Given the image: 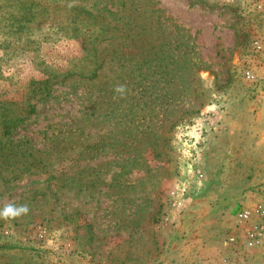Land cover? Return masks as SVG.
I'll return each mask as SVG.
<instances>
[{
  "label": "rangeland",
  "instance_id": "obj_1",
  "mask_svg": "<svg viewBox=\"0 0 264 264\" xmlns=\"http://www.w3.org/2000/svg\"><path fill=\"white\" fill-rule=\"evenodd\" d=\"M108 1L132 41L84 49L101 4L0 0V264H264V0Z\"/></svg>",
  "mask_w": 264,
  "mask_h": 264
},
{
  "label": "trees",
  "instance_id": "obj_2",
  "mask_svg": "<svg viewBox=\"0 0 264 264\" xmlns=\"http://www.w3.org/2000/svg\"><path fill=\"white\" fill-rule=\"evenodd\" d=\"M87 1H91L92 3L96 4V5H102V7L100 9H98L97 11L98 12H95L96 14L95 17H93L94 19H96L95 22H88L86 21V25L87 26H91V27H94V30L92 31H82L81 32V36L82 37H78L80 38L81 40V43H82V46L83 48L85 49L84 45L85 46H89V44H91V40L93 41H99V40H106V41H112V40H116L117 38H120V39H123L124 41H127V39H130L129 42L132 41V38H131V34H132V30L131 28H126L127 25H129V18L130 16L127 15V20L125 22H122V17L118 15H116V13L114 11H106V14H102V10H105V5L107 3H109L108 0H106L105 2H103V0H46V9L48 8L49 5L51 4H55L53 6H58L59 4H62L64 3L65 7L67 10H70V11H85V5L84 3H86ZM56 2V3H55ZM58 3V4H57ZM91 15V14H90ZM108 15L110 17H108ZM114 15H116V22L115 23H121V25H112V22L109 21V19ZM17 21V26L18 28L21 30V32L23 34L26 33V31L29 30V24L33 23L34 20H32V18H28L27 15L25 16H20L16 19ZM114 21V20H113ZM85 25V26H86ZM82 28H85L84 26H82ZM86 29V28H85ZM73 32H76L78 33V31H80V29L77 27V28H72L71 29ZM120 32L121 35L118 36L117 33ZM106 38V39H105ZM124 45L126 47H130V44L129 43H118V45ZM124 46H121V47H124ZM143 47L145 46H142V49ZM91 50H92V57H93V60L88 63L89 66H90V77L91 78H94L96 77V72L98 71V69L100 68V65L97 66V63H96V50H95V47H91ZM121 58H124V54H121ZM126 59V58H125ZM80 71L77 72V73H72V74H69L70 77L73 76H77V77H82L83 79H85V72H88L87 69H86V66H80ZM87 79H90V78H87ZM30 108V107H29ZM33 108V106H32ZM30 111L29 112H32L34 110L33 109H29ZM2 114H1V124L2 126H0V130L3 132H5L6 134L5 135H8L10 133H12L14 130H15V126L17 125V122H21L23 121V118H26V117H23V114H25V111H22L23 113L21 112H16L15 110H11V109H6V108H3L2 110Z\"/></svg>",
  "mask_w": 264,
  "mask_h": 264
},
{
  "label": "built area",
  "instance_id": "obj_3",
  "mask_svg": "<svg viewBox=\"0 0 264 264\" xmlns=\"http://www.w3.org/2000/svg\"><path fill=\"white\" fill-rule=\"evenodd\" d=\"M256 217L258 222L249 226L243 233L244 243L248 247H258L264 244V201L251 210H244L238 214V220L242 223H250ZM228 244H236L237 238L230 236Z\"/></svg>",
  "mask_w": 264,
  "mask_h": 264
},
{
  "label": "clouds",
  "instance_id": "obj_4",
  "mask_svg": "<svg viewBox=\"0 0 264 264\" xmlns=\"http://www.w3.org/2000/svg\"><path fill=\"white\" fill-rule=\"evenodd\" d=\"M122 91V88L119 89ZM29 211L28 206L25 205H15V204H7L3 207V209H0V218L3 219H11L16 218L21 215H26Z\"/></svg>",
  "mask_w": 264,
  "mask_h": 264
},
{
  "label": "crops",
  "instance_id": "obj_5",
  "mask_svg": "<svg viewBox=\"0 0 264 264\" xmlns=\"http://www.w3.org/2000/svg\"><path fill=\"white\" fill-rule=\"evenodd\" d=\"M232 254H234V251L233 252H231Z\"/></svg>",
  "mask_w": 264,
  "mask_h": 264
}]
</instances>
